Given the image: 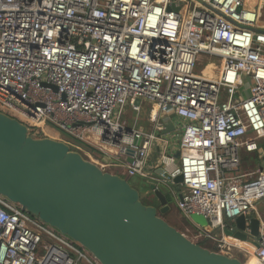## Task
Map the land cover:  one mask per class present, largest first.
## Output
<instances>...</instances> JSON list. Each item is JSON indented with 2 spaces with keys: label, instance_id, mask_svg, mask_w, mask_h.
Returning <instances> with one entry per match:
<instances>
[{
  "label": "built area",
  "instance_id": "obj_1",
  "mask_svg": "<svg viewBox=\"0 0 264 264\" xmlns=\"http://www.w3.org/2000/svg\"><path fill=\"white\" fill-rule=\"evenodd\" d=\"M246 1L0 0V107L35 134L49 125L118 161L103 170L154 181L158 168L179 170L172 195L185 235L264 264V221L258 247L226 234L264 200V168L242 171L264 142V28ZM137 100L153 106L152 132L124 119ZM0 264L101 263L0 195Z\"/></svg>",
  "mask_w": 264,
  "mask_h": 264
},
{
  "label": "water",
  "instance_id": "obj_2",
  "mask_svg": "<svg viewBox=\"0 0 264 264\" xmlns=\"http://www.w3.org/2000/svg\"><path fill=\"white\" fill-rule=\"evenodd\" d=\"M180 155L178 151L174 157ZM155 177L157 181L144 182L157 205H146L128 177L103 170L66 141L32 136L27 125L0 110V195L81 245L101 264H243L170 225L163 216L171 211L172 190L182 176L179 170L169 174L158 168ZM191 221L209 226L203 216L192 215ZM233 223L236 229L227 231L228 236L258 247L260 219L242 215Z\"/></svg>",
  "mask_w": 264,
  "mask_h": 264
},
{
  "label": "rangeland",
  "instance_id": "obj_3",
  "mask_svg": "<svg viewBox=\"0 0 264 264\" xmlns=\"http://www.w3.org/2000/svg\"><path fill=\"white\" fill-rule=\"evenodd\" d=\"M246 5L248 7H251V8L254 7L255 5L257 6V8L260 11V20H259V23L257 24V28H259V27L264 28V8H263L264 7V0H247ZM208 61L211 63H214L216 65L218 64V60L216 58H210V59H208ZM152 110H153V106L148 104V103H144L139 112H134L133 110H131V108H128L126 111V114L124 116V119L129 120L130 126H137V127H142V128L146 127L148 129L145 131H149L153 128V124H151V122L149 121L150 113ZM48 128H51V127H48ZM48 128H46V131L44 132L46 134H43L42 137L46 136V137H50V138H53V139H56L59 141H67V139L65 137L51 133L48 130ZM175 129H176V123L174 121L167 123V132H173ZM151 131H153V129ZM54 132L59 133V131H57V130H54ZM40 133H42V132H40ZM40 135L41 134H39V133H37V134L34 133L35 137L36 136L39 137ZM68 143H71V142H68ZM171 143L175 145V148H177L178 139L175 138V140H174V138H172ZM243 157L247 158V161L243 160V162H242L243 173L252 174L253 172L258 170L259 168H264V163H263L264 161L260 160L261 163L257 164V162L255 161V155L252 156V155L244 154ZM262 157H263V155L260 156V158H262ZM96 163H98V165L103 164L101 160L97 161ZM104 170L109 172V173H115L114 169L110 166L105 167ZM117 173H119L123 177H126L125 174H123L120 171ZM136 179L138 180V178H129V181L132 184V183L136 182ZM142 200L149 202L150 204L157 205V202L155 199H153L152 202L150 201V196H149L148 192L142 193ZM257 206L260 209V211L262 212V214H264V202L257 204ZM163 218L170 225H172L173 227L178 229L181 233H185L187 224H186V221L184 220L185 219L184 216L178 211L175 202H173L171 205V211L168 212L167 214H165L163 216ZM204 247L208 248L210 250H214L211 243H205ZM232 256L238 258L243 264L246 263V258L244 259L242 254H233Z\"/></svg>",
  "mask_w": 264,
  "mask_h": 264
},
{
  "label": "trees",
  "instance_id": "obj_4",
  "mask_svg": "<svg viewBox=\"0 0 264 264\" xmlns=\"http://www.w3.org/2000/svg\"><path fill=\"white\" fill-rule=\"evenodd\" d=\"M0 110L1 111H4L3 110V108L2 107H0ZM8 115H10L11 117H14V118H16V119H18V120H20L21 122H23L25 125H27L28 127H29V129H31V135L32 136H34V130H32V127H31V125L28 123V122H26V121H24V120H22V119H20V118H18L17 116H15L13 113H11V112H9V111H5ZM48 127H51L50 129L51 130H57L56 128H53L52 126H49V125H47V128ZM57 131H59V130H57ZM60 133V134H59ZM59 136H63V137H65L66 139H67V141L66 142H71L72 143V145L74 144L75 146H71L72 147V149L73 150H76V151H78L75 147L78 145L79 147H81L82 149H84V152H88V153H91L93 156H95L97 159L98 158H101L102 157V154L98 151V150H96V149H94V148H92V147H90V146H88V145H86V144H83V143H81V142H78V141H76V140H74L73 138H71V137H69L68 135H66L65 133H63V132H61V131H59ZM41 135L39 136V137H37V138H41L42 137V135L43 134H46V133H44V132H42V133H40ZM45 136V135H44ZM46 137V136H45ZM261 148H262V153H256V154H254L255 155V161L257 162V164H259V163H261V161L260 160H263L264 161V143H262V146H261ZM83 152V153H84ZM85 154V153H84ZM254 155H252V156H254ZM261 155H263V157L262 158H260V156ZM244 158V157H243ZM242 158V162H243V160H245V161H247V158L245 157L244 159ZM264 163V162H263ZM119 172V171H118ZM121 172V171H120ZM117 174H119V173H117ZM133 185V187H135V188H137L138 190H140V192L141 193H143V192H148L149 190H148V187L145 185V183H144V180H142V179H139L138 178V180L136 179V182L135 183H132ZM144 202V204H146V205H151L149 202H146V201H143ZM185 221H186V227H189L190 226V223L186 220V219H184ZM201 245L202 246H204V244L203 243H201Z\"/></svg>",
  "mask_w": 264,
  "mask_h": 264
},
{
  "label": "crops",
  "instance_id": "obj_5",
  "mask_svg": "<svg viewBox=\"0 0 264 264\" xmlns=\"http://www.w3.org/2000/svg\"><path fill=\"white\" fill-rule=\"evenodd\" d=\"M149 121H150V117H149ZM173 121L176 123V124H180V120H178V119H176V118H173ZM141 129H143L144 131L145 130H147L148 128H146V127H140ZM153 129V128H152ZM151 129V130H152ZM48 130L51 132V133H53V134H57V135H59L57 132H54V130H51L50 128H48ZM151 130H149V131H145V132H152ZM45 131H46V129H45ZM264 143V142H263ZM85 155L87 156V157H89V158H92V160L94 161V162H97V161H99V160H103L102 158L104 157L103 155H102V157L101 158H96L95 156H93L91 153H88V152H85ZM112 160V159H111ZM115 164L114 165H116V164H118V161L117 160H112ZM103 163V162H102ZM155 163V160H154V157L153 158H151V161H150V166L151 165H153ZM113 169H114V171H115V173H117L118 171H120V169L118 168V167H115V166H111ZM162 185H163V182H162ZM174 202H175V200H174ZM264 202V200L263 201H261V202H259L258 204H260V203H263ZM249 218H254V217H256V218H258V219H260V220H262V221H264V214H262V212L260 211V209L258 208V206L256 205V210L254 211V212H251L250 213V215L248 216ZM239 252L241 253V251L239 250Z\"/></svg>",
  "mask_w": 264,
  "mask_h": 264
},
{
  "label": "bare ground",
  "instance_id": "obj_6",
  "mask_svg": "<svg viewBox=\"0 0 264 264\" xmlns=\"http://www.w3.org/2000/svg\"><path fill=\"white\" fill-rule=\"evenodd\" d=\"M264 8V7H263ZM214 69H215V66L214 65H210L205 71H204V74L205 75H209L210 77H213L215 74H214ZM238 246L240 247H244L246 249H249L250 251L253 250V248L248 244V243H238ZM242 254L239 252V249L238 247H233L232 248V254ZM243 255V254H242ZM244 259L247 258L246 255L244 254L243 255ZM247 264H255V259L253 257H251L249 260H248V263Z\"/></svg>",
  "mask_w": 264,
  "mask_h": 264
},
{
  "label": "flooded vegetation",
  "instance_id": "obj_7",
  "mask_svg": "<svg viewBox=\"0 0 264 264\" xmlns=\"http://www.w3.org/2000/svg\"><path fill=\"white\" fill-rule=\"evenodd\" d=\"M140 191V190H139ZM158 207V206H157Z\"/></svg>",
  "mask_w": 264,
  "mask_h": 264
}]
</instances>
